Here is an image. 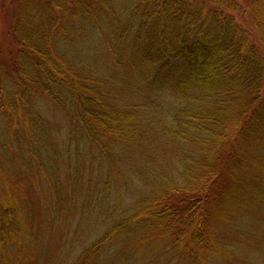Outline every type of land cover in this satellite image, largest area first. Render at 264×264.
<instances>
[{
  "label": "trees",
  "instance_id": "obj_1",
  "mask_svg": "<svg viewBox=\"0 0 264 264\" xmlns=\"http://www.w3.org/2000/svg\"><path fill=\"white\" fill-rule=\"evenodd\" d=\"M17 7L7 33L11 41L7 34L4 37L8 49L3 47L5 29L0 27V264H53L60 246L54 248L51 240L38 238L44 224L60 222L57 211L49 214L50 199L62 208L66 201L73 203L78 198L81 185L75 183L65 196L62 191L67 188L60 177L70 174L81 182L87 171L95 178L91 157L107 160L110 170L116 167L119 173L118 160L129 159L140 168L157 163L144 146L173 158V150L184 145L189 155L172 160L178 164L177 170L193 159L194 165L181 173L198 183L217 167L216 152L228 140L245 132L258 139L257 131L264 127V0H249L250 28L238 22L233 15L236 8L223 0H18ZM87 27L103 32L112 27L118 35L116 44L110 45L123 51L119 64L138 66L151 77L140 91L144 95L163 91L176 100L169 115L173 123L157 115L147 116L141 100L125 97L129 93L124 89L111 92L105 87L100 91L93 70L63 56L65 42L78 48L87 37ZM120 34L131 37L132 62H126L128 48L125 44L120 47ZM41 100L53 102L67 122L71 155L63 162L65 168L56 152L60 144L41 113ZM141 111L155 121L152 127L141 125L137 119ZM250 116L256 119V127H248ZM112 143L130 154L112 152ZM53 150L55 156H51ZM133 154L138 156L137 164L131 160ZM243 167L240 172L236 168L230 171L233 186L244 188L239 189L242 198L238 195L240 200L234 203L238 216L258 206L264 211V167L253 164L259 173L252 177L251 167ZM138 175L158 198L146 200L147 191L136 206L115 215L106 232L83 249L76 264H92L101 252L119 243L122 252L142 253L139 260L143 264H168L154 247L164 242L171 247L169 254L178 259L176 264H208L205 255L220 259L227 254L231 264L234 256L224 249L229 239L236 238L226 237L224 225L211 230L195 194L188 196L189 191L175 185L172 176L164 174L159 182L147 183L145 172ZM94 185L85 187L84 210L93 192L105 191L100 181ZM191 187L199 194L208 193L200 183ZM234 191L212 205L224 222L231 217L223 205ZM249 195L251 198L242 200ZM247 240L253 252L264 251L250 233Z\"/></svg>",
  "mask_w": 264,
  "mask_h": 264
},
{
  "label": "rangeland",
  "instance_id": "obj_2",
  "mask_svg": "<svg viewBox=\"0 0 264 264\" xmlns=\"http://www.w3.org/2000/svg\"><path fill=\"white\" fill-rule=\"evenodd\" d=\"M17 1L18 0H0V27L5 29V33L2 35L3 38L9 32L10 27L15 21V14L18 9ZM223 1L226 4H231V7L236 8V11L233 12L234 17L243 26L247 25V27L250 28L248 24L252 23V17L249 14V11L247 13L249 0ZM112 30V27H109L103 32L93 27H87L85 29L87 37H85L84 42L78 45V48H72L65 42V46H62L63 56L67 60H71L74 64H80L84 68H87L89 72H92L93 70V75H95L94 78L97 81L96 86L100 91L104 92V90L108 88L111 92H119L124 89L126 93H129L125 95V97L129 98L133 95V102L136 101L138 103H140L139 100H141V104L144 108L143 110H145L144 112L147 116L155 117L157 115L161 120L165 119L168 122L171 119L169 115L174 108L173 106L176 100L173 96L171 98V95H167V93L165 95L163 91L155 92L154 94L151 92L150 95H144V93L140 91L142 90L144 83L151 77L142 72L138 66L119 64L118 60H121V54L123 51L120 48L117 50L115 46L110 45L116 44L115 39L118 35ZM7 37L10 39L9 34H7ZM119 39L123 41L120 47L122 46V48H124V46L127 45L128 48V58L126 62H132V59H135V57L133 56L134 50L131 44V37H129V34L121 37L120 34ZM3 40V47L8 49L10 47L8 42L5 38ZM67 47L70 48V50H67ZM6 65L10 66L8 62H6ZM262 92L264 96V87ZM41 102V113H43L42 115L46 123L51 125L49 132L53 135V139H56L58 144H60L58 148L59 152L57 150L56 152L60 156L61 165L65 168L63 162L65 159H68L70 154V148L67 145V140L69 138L67 122L65 121L63 112L58 109L53 102H47V100H41ZM130 104H126L125 106H129ZM142 113L143 111H141V114L137 117V119L142 121L141 125L147 126L149 124V126L152 127V124L155 123V121H151L149 117ZM254 120H256L254 116H250L247 124L249 125V128L256 127ZM172 121L173 119L170 120V123H173ZM257 135L259 136L258 139L254 138L255 135H250L245 132L241 135L238 134L236 138H232L228 140L227 143L223 144L222 149L216 152L215 165L217 167H212L208 174L209 176L202 177V180L198 183H196L198 179L190 180V178H187V176H184L183 173H181V170L186 169L188 165L190 166V164L194 162L193 159H190L191 163H187L177 170L176 166L178 164L174 163L172 160L174 157L182 156L185 153L188 154L187 152H189V149L184 147V145H179L176 149L173 148V158L170 157V155L168 157L162 156L155 150H152L150 146H144V151H152L155 155L154 161L157 163H148L146 166L140 168L138 165H133L129 159L125 162L122 161V163L118 160L119 167H121V172L119 173L117 172L116 167L110 170V166L106 162L107 160L102 159L98 155L91 157L93 160L92 166L96 169L93 172L96 174L95 178H92L90 173L87 174V171L84 174V179L82 178L81 180L82 183L75 181L70 174V177L68 175L60 177L61 184L67 188L62 191L65 196L67 195V192H70L69 189L73 191L75 183L78 186L81 185V188H79L81 192L73 203L70 200L68 202L66 201L62 208H60L59 204L56 206L53 201L54 198H51L49 195V198H51V204L48 206L51 207L49 208V214L54 213L55 215L57 211L56 216L60 219V222L56 220L52 225L44 224L41 236L38 238L40 239L42 237L45 241L51 240V246L54 248L60 246L61 251L58 252L57 259L52 261L53 264H76L75 260L83 253V249H85L94 239H97L106 232L107 225L113 220L115 215L136 206L138 198L144 197L147 191L148 196L146 200L149 201L158 198L156 196L158 193H154L151 187H146L145 183L141 181V177H139L138 173L142 174L145 172V180L147 183L151 181L159 182V176H164V174H166L167 176H172L171 181L175 185H180L179 187L182 185L185 189L191 192H187L188 196L192 197V193L195 194L196 197L194 199L198 200V205L202 208L201 211L206 212L209 219V227H211L212 231H215L217 226L222 228V225H224L223 232L226 233V237H228V239L229 237L236 238V240L232 239V241L229 239V242H227L228 245L226 249H224V251L227 250L228 253L232 252L231 255L234 256L231 264H264V257L261 256V254H264V251L259 250L257 251L258 253L253 252V246L250 245L247 240L248 234L250 233L253 239L256 240V242H259L264 248V211L261 212L262 209L258 206L257 209L253 210L256 213L254 214L255 217H253V213H251L253 212L252 210L244 216H238L239 214H235V212L238 213V211H236L238 208H235L236 204L234 205V203L236 200H240V198H238V195L241 196L239 189L243 187L242 185H240V187L237 185L233 186L234 176L232 174L234 168L240 172L244 164H246L244 167H251L249 170L250 177L255 176V173H259V170L256 168L253 169V164L264 167V127L257 131ZM140 137L143 138L144 134H140ZM255 139L257 140V143ZM111 145V151L114 153L116 152L118 155L121 154L126 157V155L130 154L126 148L123 150L116 145V143H112ZM168 145L171 149L172 146L170 144ZM73 148L74 147H72V149ZM54 150L51 151V156H55V154H53ZM161 153L165 155L164 151H161ZM130 157L133 162L136 164L138 163L137 155L133 154ZM128 162L132 164V167L128 165ZM68 170H70V168ZM230 171H232V173ZM262 174L264 176V171ZM58 176H62V174H58ZM249 179L250 178H248V180ZM96 181L103 183L105 191L102 192L101 189V193L96 191L93 192L88 201V209L84 210L83 202L85 201V197L88 198L86 190L89 187L95 186L94 184ZM199 183L201 188H206L208 193L204 195L202 192L199 194V190H193L191 185ZM86 186L87 188H85ZM177 190L178 192H176V194L180 196L181 192L178 188ZM232 190L234 191L233 196L228 204H224L225 208H227L231 214H229L231 219H229L228 224L224 222V219L219 218L220 212L218 211L217 206L215 205L216 207L213 208L212 205L220 203L221 197H223L224 194L229 195ZM76 192L78 193V191ZM176 194L171 197L175 198ZM56 198L58 202L61 201L58 196H56ZM248 198H251L250 195L248 197H243L242 200L246 201ZM42 202L45 203L44 197H42ZM96 202L101 206L96 205ZM160 202H157V204H160ZM184 203L187 205L190 202L185 201ZM81 221H83L82 225ZM226 221L228 220L226 219ZM217 222L220 224L218 225ZM225 227H227V229ZM116 243H119V241H116ZM165 245H168V243H157L154 246L156 247L155 252L162 257V260H165V263L176 264L178 259L174 255L172 256L169 254L168 248L171 249V247ZM120 247V243L113 244V246L110 247L112 250H108L104 253L101 252L92 264H119L120 261H123V264H143L142 259L139 260L142 253L137 255L132 252L131 249L130 251L122 252V248ZM222 253L224 252L222 251ZM169 256L175 258L170 262ZM216 257H208L205 255L208 264H228L229 254L220 259ZM138 261L141 262L138 263Z\"/></svg>",
  "mask_w": 264,
  "mask_h": 264
},
{
  "label": "bare ground",
  "instance_id": "obj_3",
  "mask_svg": "<svg viewBox=\"0 0 264 264\" xmlns=\"http://www.w3.org/2000/svg\"><path fill=\"white\" fill-rule=\"evenodd\" d=\"M131 107H134V105H129V106H128V108H131ZM140 157L143 159L145 156H144V157L140 156ZM128 163H129L128 165H129L130 167H132V164H131L130 162H128ZM223 207H225V206L223 205ZM225 211H227V213H229V211L227 210V208H226ZM227 220H228V219H227ZM225 222H226V223H229V220H228V221H225ZM82 223H83V221H81V225H82ZM219 224H220V223H218V225H219Z\"/></svg>",
  "mask_w": 264,
  "mask_h": 264
}]
</instances>
